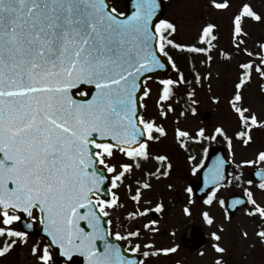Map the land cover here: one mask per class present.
Here are the masks:
<instances>
[{
	"label": "snow or ice",
	"instance_id": "obj_1",
	"mask_svg": "<svg viewBox=\"0 0 264 264\" xmlns=\"http://www.w3.org/2000/svg\"><path fill=\"white\" fill-rule=\"evenodd\" d=\"M210 3L219 10L231 6L229 0ZM159 8L157 0H136L135 11L127 15L110 6L108 0H0V257L18 244L27 243L28 232L13 226L26 215L38 220L50 238L49 245L31 249L38 264H49L52 245L69 262L74 254H79L86 264H144V260L127 258L117 245L109 243L112 233L104 228L103 217L110 215L108 209L123 205L115 192L111 199L102 198V186L108 180L112 189L119 188L127 174L141 167V160H149L148 141L166 135L163 127L138 113V107L145 106L138 102L150 96L146 74L165 68L161 57L166 58L178 73L175 81H159L162 88L158 103L168 101L176 86L189 83L169 54V47L206 55L217 39L216 25L209 23L199 36V44L207 47L176 43L170 38L176 32L173 23L160 20L153 24ZM247 20L264 23V14L240 0L231 21L232 39L238 49L245 43L242 37L247 35ZM243 52L249 59L239 64L241 71L228 102L240 128L235 136L248 145L253 127H264V121L244 106L242 89L254 74L264 79V42L259 44L258 52L246 48ZM221 55L231 58L225 52ZM254 56L257 59H251ZM211 59L208 55L207 60ZM194 79L199 84L202 77L197 73ZM77 94L81 98H76ZM188 96L193 105L198 103L193 99L195 89ZM173 110L168 105L167 111ZM160 115L166 112L162 109ZM176 135L178 139L190 136L179 129ZM217 136H223L232 148V140L222 127H216L211 137L205 135L203 128L196 133L201 139ZM114 150L134 163H120L117 167L111 163ZM154 159L164 170L157 168L156 173L149 175L157 179L167 176L172 167L165 166L167 157L156 155ZM257 160L264 163V151L258 153ZM252 163L244 161L246 165ZM258 175L262 180L258 187L264 191V172ZM222 179L217 167L213 182ZM151 187L145 181L131 199L139 205L141 189ZM192 191L191 187L187 189L188 193ZM217 191L218 188L213 189L204 204L212 205ZM244 195L246 203L252 205L246 208V215L264 221V205L248 188ZM218 203L223 206L225 201ZM241 205H245L242 199L232 201L233 209ZM162 211L164 206L158 203L143 211L137 208L128 217L135 219ZM184 213L192 215L188 207ZM201 215L208 225L214 223L208 211ZM226 218L230 219L227 210ZM107 223L111 225L112 221ZM156 223L152 220L143 227L154 233L159 231L154 227ZM24 227L31 228L32 224ZM243 235L246 237L247 233ZM257 235L264 243V226ZM140 236L139 229L127 235L115 233L117 241ZM211 236V247L218 254L213 264H224L226 249L220 244L222 237L215 231ZM98 240L104 242L103 251L97 247ZM142 247L148 249L143 251L145 258L177 251V246L156 249L152 243H137L131 251L140 252Z\"/></svg>",
	"mask_w": 264,
	"mask_h": 264
},
{
	"label": "rangeland",
	"instance_id": "obj_2",
	"mask_svg": "<svg viewBox=\"0 0 264 264\" xmlns=\"http://www.w3.org/2000/svg\"><path fill=\"white\" fill-rule=\"evenodd\" d=\"M111 2L118 11H124V0H111ZM163 2V20L176 26V32L170 37L176 43L207 47L206 44H199V36L203 27L209 23L216 25L214 34L217 39L212 42L213 47L206 55L194 53L192 56L183 57L180 54H186V51L177 50L180 54L174 59L177 67L178 64L188 63L186 65L189 71L186 74L189 77V83H185L183 89L179 91L174 89V94L168 101L158 103L162 85L154 80H147V86L151 91L150 96L141 101L145 105L142 115L145 119L153 120L157 125L163 127L166 135L160 137L162 138L161 142L150 141L149 160L143 161V163L141 161L139 169L134 168L131 173L126 175L119 188L111 190L112 193L115 192L120 197L119 203L123 206L108 209L110 215L105 218L107 221H112L109 225L112 233L110 237L115 238L117 231L122 235H127L129 231L139 229L141 231L139 238L119 241L126 247L127 252L144 260V264H213L214 259L218 256L211 247L214 243L211 233L215 231L222 237L220 244L226 249L223 254L224 264H264V247L260 246L256 237V225L250 221L246 211L241 210L234 218L228 219L224 205L223 207L217 205L219 200L225 201L234 192L244 194L235 191V175H231L230 181L232 183L230 185L216 192L212 205L204 204L206 199L197 201L192 193L187 192L189 182L197 180L198 173L203 166L202 157L210 147H224L225 155L235 166L233 168H235L236 173L241 165L246 166L244 161H253L254 163L247 165L251 168L252 165L259 162L257 154L264 151V127H253L252 141L248 145L237 142L235 132L240 128L228 101L235 91V83L241 71L239 64L249 59L243 49L246 48L254 53L259 51V44L264 42V23H257L252 20L245 21L244 30L247 35L242 37L245 43L240 45L238 49L232 39L231 21L240 0H229L230 8L218 12L215 8L213 9L210 0H163ZM246 2L250 3L255 11L264 14V0H246ZM171 49L173 48L169 47V51ZM174 52H172L173 56L176 55ZM222 52L228 53L231 58L225 59L221 55ZM208 55L212 57L211 61L207 60ZM180 58H183V61H179ZM251 59H257V57L254 56ZM181 67L183 68V66ZM190 69H193L194 72ZM183 70L186 72L185 69ZM197 73L202 77L199 84L195 83L194 79ZM261 85H264V79H261L258 74H254L251 82L242 89V94L244 106L255 113L259 120L264 121V91H261ZM193 89H195L193 99L198 101L194 105L186 97ZM168 105H171L174 110L167 111ZM192 108L196 109L195 114L192 113ZM162 109L166 112L164 116L160 115ZM204 112L211 114L207 121L202 118ZM181 113L184 114L181 115ZM216 127L224 128L226 135L231 138V149L225 139L224 142L223 139H219L222 136H217L216 139L210 138L206 147L198 146L199 142L197 141H203V139L196 137V133L203 128L205 135L208 136L214 133ZM177 129L189 132L190 136L178 139ZM154 134L159 135L158 133ZM120 154L119 151H115L111 163L116 164L117 167L120 163H134V161ZM156 155L166 156L165 166L169 161L173 166L168 169L167 176L161 175L159 179L155 175H149V173H156L157 168H161V171L164 170L160 163L154 159ZM145 181L149 182L152 187L141 189L142 199L137 205L131 196L135 194L136 188ZM244 187L242 186L241 189ZM249 190L253 192L254 198L257 200L256 188L252 186ZM190 200L192 203H189ZM158 203L163 204L164 211L160 213L149 212L146 216L135 219L128 217V214L136 211L137 208L143 211L144 208H154ZM185 207L191 210V216L185 215ZM251 207L252 205L249 204L248 208ZM203 211H208L213 218L214 223L212 225L204 222L201 215ZM152 214L156 215L154 219ZM152 220L157 221L154 227L159 229L154 233L151 230H145L143 227L144 224ZM192 225L199 227L208 237L205 249L194 255L185 251L180 242L181 234ZM245 232L247 233L246 237L243 235ZM137 243L142 245L152 243L156 249L177 246V251L167 255L161 253L145 258L143 251L148 249L142 247L140 252L133 253L131 251V247ZM34 246L41 249L44 247L43 242L29 238L27 243L22 244L21 248H18L11 256L0 257V264H36L37 257L31 254V249ZM49 264H54L53 259L49 261Z\"/></svg>",
	"mask_w": 264,
	"mask_h": 264
},
{
	"label": "water",
	"instance_id": "obj_3",
	"mask_svg": "<svg viewBox=\"0 0 264 264\" xmlns=\"http://www.w3.org/2000/svg\"><path fill=\"white\" fill-rule=\"evenodd\" d=\"M135 2H136V0H126V9H127L126 14L127 15H131V13L133 11H135ZM157 2L160 4V8L157 10L156 15L153 17V24L154 25L157 24L163 17L162 0H157ZM161 59H162V62H165V65H166L165 68L156 69L151 73H147L146 77L153 78V79H156L159 81L163 80V79H170V77L172 76V70H171L170 66L167 64L165 58L161 57ZM140 95H142V93ZM76 98H81V97L78 96ZM86 98H90V97H85V99ZM138 113L139 114L141 113V107H138ZM203 118H204V120H208L210 118V114L204 113ZM221 162H222V166H221ZM229 165H230V163L227 162L224 158V154H223L222 149H212L209 152V154L207 155L205 168L200 173L201 183L198 185H195V184L191 185L193 188V191L195 192L198 199H201L202 197H204L206 195V193L211 188H214L217 185L226 182V180H227V168L229 167ZM217 167H220V171H221V174L224 177V179L218 180L217 182H213V178H214L215 171H216ZM258 173L259 172H255L254 174H258ZM254 174L252 175L253 178L258 179V180L261 179L260 177L254 175ZM108 185H109V182H108V180H106L105 184H104V186H102V190H101L102 198H105V199L108 198ZM234 199H240V198L236 197V198H231L228 200L227 210L231 214H234L238 209H240L242 206H244V205H241V206H238V208L233 209L232 208V201ZM19 222H20V226H21L22 230L27 231L28 234H36L37 236L44 238L47 241L48 245L50 244V238L43 231L42 225H40L38 230H35L34 226H33V222L26 215H24L22 220ZM28 223L32 224L31 228H25L24 227V225L28 224ZM104 228L107 230L106 222L104 224ZM86 230H90V229H86ZM108 241L111 244L117 245L120 248L122 254L125 255L127 258L138 260L134 256H128V255L124 254L123 248H121L117 244L116 241L109 240V237H108ZM182 241H183L184 247L188 248L191 252H196L197 250H199L201 247L204 246V244L206 242V238L201 234L199 229L190 228L183 235ZM96 243H97V247L101 251H103L104 242L102 240H98ZM50 248L54 253V258H55L56 264H86V261L84 260V258L81 257L79 254H74L72 261L69 262L67 257H64L60 254V250L56 246L52 245V246H50Z\"/></svg>",
	"mask_w": 264,
	"mask_h": 264
},
{
	"label": "flooded vegetation",
	"instance_id": "obj_4",
	"mask_svg": "<svg viewBox=\"0 0 264 264\" xmlns=\"http://www.w3.org/2000/svg\"><path fill=\"white\" fill-rule=\"evenodd\" d=\"M245 167H247V166H241V167L238 168L237 174L239 173L238 176L240 177V179L239 180H236L235 179V185H236L235 191H239L241 193H244V189L245 188L250 189L253 186V187L256 188V190L258 192L257 202L260 203V204H262V205H264V191L260 190L259 187H258V185L260 183H256V182H254V181L251 180L252 181V184L251 185L248 184V181L250 180V178H249V172H251L253 169H259V168L264 169V163L257 162V163H255L253 165L252 168L251 167L245 168ZM242 186H245V187L243 189H241ZM243 211H246V209L243 210ZM249 219H250V221H253V223L256 225V229H255V231H256V237H257V239L259 241L260 246H263L264 247V243L261 242L260 237H258V235H257V232L261 230L262 226H264V221H261L259 219V217H250L249 216ZM15 224H14V226H15ZM29 238H33V237H28V239ZM16 247H20L21 248V244H18L14 248H16Z\"/></svg>",
	"mask_w": 264,
	"mask_h": 264
},
{
	"label": "trees",
	"instance_id": "obj_5",
	"mask_svg": "<svg viewBox=\"0 0 264 264\" xmlns=\"http://www.w3.org/2000/svg\"><path fill=\"white\" fill-rule=\"evenodd\" d=\"M175 54H176V55L174 56V58H176V56H179L180 52H176ZM186 55H187V54H185V53L180 54V56H183V57H185ZM174 60H175V59H174ZM179 61H183V58H180ZM186 64L188 65V63H186ZM186 64H185V63H184V64H178V68L180 69V71H182V72L184 73V75H185V77H186V79H187L188 76H187L186 73H188L189 70H187V65H186ZM181 66H183V68H182ZM183 69H185L186 72H185ZM177 76H178V73H177ZM183 86H184V84H183V85L180 84V85L176 88V90L179 91V90L183 89Z\"/></svg>",
	"mask_w": 264,
	"mask_h": 264
}]
</instances>
